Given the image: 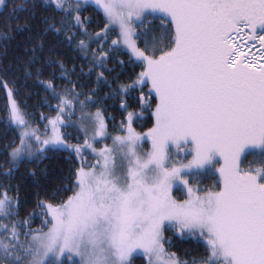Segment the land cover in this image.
Instances as JSON below:
<instances>
[{
	"label": "snow or ice",
	"instance_id": "1",
	"mask_svg": "<svg viewBox=\"0 0 264 264\" xmlns=\"http://www.w3.org/2000/svg\"><path fill=\"white\" fill-rule=\"evenodd\" d=\"M0 100V264H264V0H0Z\"/></svg>",
	"mask_w": 264,
	"mask_h": 264
},
{
	"label": "trees",
	"instance_id": "2",
	"mask_svg": "<svg viewBox=\"0 0 264 264\" xmlns=\"http://www.w3.org/2000/svg\"><path fill=\"white\" fill-rule=\"evenodd\" d=\"M7 2L9 6H11L14 3H20V0H7ZM136 71L139 72L140 69L137 68ZM57 83H60V81H57ZM28 91L34 92V88L29 87ZM105 91H108V89H105ZM36 101H37V97L33 95L28 101L29 106L34 105ZM53 103H55V101H53ZM106 103L108 106V112L111 113L112 116L115 117V123L118 125L121 119V116H120L121 110L118 107V104L112 101H107ZM0 104H2V100H0ZM91 110L94 111L95 109H91ZM44 111H47V109H44ZM2 117H3V111L0 110V118ZM111 123L112 122L110 121V125ZM152 124H153V121L146 117L143 122L142 127L140 125H136L137 131L145 132L148 128L152 127ZM111 130L112 129L110 126V131ZM4 143H6V140L3 139L2 126H0V163H3L5 159L4 149H3ZM66 156H67V153H63V154H60L58 157H53L52 159L44 162L49 167V175L46 180L45 179L41 180V184L45 185L49 193L55 190L57 187H60L62 183L69 184L71 182L70 179H65L66 177H69V171H68L69 164L67 163L65 159ZM252 159L253 158L250 156L249 161H252ZM34 166L35 165H31V164H26L22 166L17 173L16 179L13 181V183L20 184V195L26 201V204L29 210H31V208L34 207L37 187L34 184L32 177L27 175V173H28V170ZM242 166L247 167L248 164L245 163ZM254 166H258V165L254 164ZM217 168H218V165H217ZM217 179H218V176H217ZM213 185H214V181L208 178L203 179L202 184H201L202 187H211L213 188V190H216L213 187ZM39 191H40V197L44 198L45 197L44 189L41 188L39 189ZM70 194L71 193L69 192L68 195ZM174 194L178 200L186 199V194L184 193H181L175 190ZM22 214H23V210H22ZM39 223H40L39 220H37L33 224V227H38ZM168 235H171V234L168 233ZM171 251L177 253V255L180 257H184L186 251L192 255H202L203 254V249H194L193 245L190 242H181L179 240L175 241V246L171 249ZM136 264H143L142 258H137Z\"/></svg>",
	"mask_w": 264,
	"mask_h": 264
},
{
	"label": "rangeland",
	"instance_id": "3",
	"mask_svg": "<svg viewBox=\"0 0 264 264\" xmlns=\"http://www.w3.org/2000/svg\"><path fill=\"white\" fill-rule=\"evenodd\" d=\"M146 131H147V130H146ZM146 131H145V132H146ZM70 142L76 143V142H79V141H77V140H76V141H75V140H70ZM105 143H108L109 145H111V140L105 141ZM98 146H99V145H98ZM145 147H146V148H150V141H149L148 143L145 144ZM190 147H191L190 145L187 146V147H185L183 144H181V145H179V146L173 144V145L170 146V153H171V155L173 156L174 159H180V160H185V161H186L187 159H190V158H191L190 156H186V155H185V153L188 151V149H189ZM85 156H86L89 160L92 159V156L89 155L88 153H85ZM221 163H223L222 160H221ZM218 167H219V165H218ZM174 192H175V188L173 189V193H172V195L174 196V198H176ZM186 198H187V197H186ZM176 199H177V198H176ZM177 200H178V199H177Z\"/></svg>",
	"mask_w": 264,
	"mask_h": 264
}]
</instances>
